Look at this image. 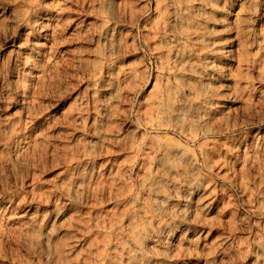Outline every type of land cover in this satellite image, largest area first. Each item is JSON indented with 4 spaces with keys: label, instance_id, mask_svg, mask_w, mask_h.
I'll use <instances>...</instances> for the list:
<instances>
[{
    "label": "rangeland",
    "instance_id": "rangeland-1",
    "mask_svg": "<svg viewBox=\"0 0 264 264\" xmlns=\"http://www.w3.org/2000/svg\"><path fill=\"white\" fill-rule=\"evenodd\" d=\"M0 264H264V0H0Z\"/></svg>",
    "mask_w": 264,
    "mask_h": 264
}]
</instances>
